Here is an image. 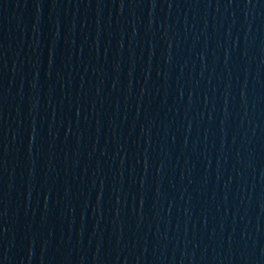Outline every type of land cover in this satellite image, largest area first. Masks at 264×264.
<instances>
[{"label": "water", "instance_id": "95a60500", "mask_svg": "<svg viewBox=\"0 0 264 264\" xmlns=\"http://www.w3.org/2000/svg\"><path fill=\"white\" fill-rule=\"evenodd\" d=\"M209 264H264V0H224Z\"/></svg>", "mask_w": 264, "mask_h": 264}]
</instances>
